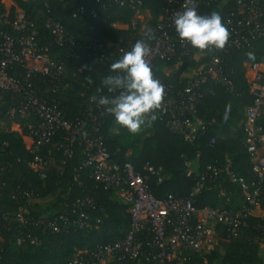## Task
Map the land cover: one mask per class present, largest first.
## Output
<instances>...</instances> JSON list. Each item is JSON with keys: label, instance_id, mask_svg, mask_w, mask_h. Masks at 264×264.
I'll use <instances>...</instances> for the list:
<instances>
[{"label": "trees", "instance_id": "16d2710c", "mask_svg": "<svg viewBox=\"0 0 264 264\" xmlns=\"http://www.w3.org/2000/svg\"><path fill=\"white\" fill-rule=\"evenodd\" d=\"M6 24H0L2 32L18 35L11 27L14 11L22 9L34 17L37 11L51 19L59 21L65 31L73 38L78 60H73L64 46H58L51 40L50 32L44 27L40 17H36L38 41L47 47L52 57L65 63L70 73L61 75L59 81L50 80L45 75L36 74L33 81L42 93H48L56 99L64 119L71 122L79 120L84 107L90 100L98 101L100 96L112 97L102 80L114 73L110 65L116 59L101 61V43L136 42L144 33L131 30L125 25L136 20L135 12L114 4L111 0L101 6L95 1L80 0H11ZM165 0H143L141 10L149 13L148 25L153 27L161 14ZM4 5L0 0V12ZM236 6V0H214L201 6L203 15L217 12L222 20ZM76 7H83V15H74ZM91 11L96 12L93 17ZM117 24L114 26L113 24ZM153 41V40H152ZM151 41V42H152ZM76 49V47H75ZM199 58L176 57L171 60L155 59L152 72L154 77L162 79L174 90L184 87L189 68H196L209 62L214 54L221 58V69L231 86L223 83L208 82L202 87L201 97L197 102V116L206 123V129L197 132L193 141H187L180 135L170 132L163 121L156 119L153 128L144 127L143 140L139 149L130 139L136 137L116 124L113 115L109 114L99 126L97 134L103 138L110 159L117 163L129 161L136 170L143 171L145 164L162 169V178L149 175L148 187L156 198L172 193L185 198L200 173H206L203 189L192 197L194 206H209L219 209H240L249 205L238 184L231 183L222 171L214 176L207 171L208 165L223 167L226 159L232 161L231 169L248 181L252 179L251 161L241 143L245 109L252 102L249 92L248 74L252 65L261 61L264 56V38L230 48L226 53L205 51L203 54L193 48ZM255 54V59H248L246 53ZM76 63L80 66L76 68ZM21 77L24 71L14 64L9 72ZM89 78L91 83H89ZM99 89V91H98ZM96 97V100L91 99ZM16 93L0 92V264H64L77 250L92 249L95 245L108 243L122 237L130 227L129 205L123 203L114 193L90 176L88 168L81 167L82 148L71 145L69 135L59 129L39 150L38 154L50 160V169L44 179H40L31 168L34 155L26 148L22 136L27 134L26 127L21 131L11 129L7 112L21 102ZM230 106L227 119L226 108ZM264 125V118L260 119ZM91 132V124L85 125ZM115 129V131H113ZM215 137L214 142H210ZM70 155H65V150ZM196 161L197 168H193ZM190 162V166L186 165ZM189 168L193 169L188 174ZM77 174V180L74 175ZM21 191L32 192V200L22 198ZM89 193L94 197L92 209H84L92 217L91 227L78 229L71 225L60 232L40 233L31 227L26 228L17 222H8L4 213L22 210L24 215L37 219L50 212H64L68 220L76 219L79 211H72V200ZM13 194L15 197H12ZM258 207L250 206L251 212L245 217L244 225L233 235L224 224L215 227L217 246L208 253L190 255L185 264H264V181L261 183ZM47 199L42 206L38 202ZM29 232L38 236L40 245L22 247L16 244V238ZM157 264L155 261L142 258L138 263Z\"/></svg>", "mask_w": 264, "mask_h": 264}, {"label": "built area", "instance_id": "2783aa9c", "mask_svg": "<svg viewBox=\"0 0 264 264\" xmlns=\"http://www.w3.org/2000/svg\"><path fill=\"white\" fill-rule=\"evenodd\" d=\"M90 1V0H80ZM104 6L110 0H92ZM114 4L135 12L136 20L129 27L136 30L138 15L142 11L143 0H111ZM214 0H193L197 13L201 6ZM184 0H165L161 14L151 28L155 39L151 42L152 55L149 58L151 68L155 59L171 60L176 57H192L193 47L181 43L173 23L174 13L183 11ZM0 24L9 22V9L2 7ZM74 15H83V7H76ZM93 17L95 11H91ZM36 17L44 22L49 30L51 40L58 46H64L69 56L77 62L78 46H75L72 36L65 31L63 25L49 16L37 11L34 17L16 8L10 27L18 34L11 35L0 30V92L16 93L21 96V102L11 107L7 116L11 129L20 132L21 125L26 127L23 135L25 148L34 155L31 168L40 179H44L50 169V160L38 154L41 147L49 142L51 136L59 129H64L69 135L71 145L82 148L81 167L88 168L90 176L104 188L112 191L123 203L129 205L130 227L125 234L108 243L95 245L92 249H80L68 258L64 264H132L147 258L157 264H185L190 255L208 253L217 246L215 227L226 225L235 235L244 225L245 217L251 212V207H258L261 183L264 181V68L252 65L248 74L249 92L252 95L251 104L245 109L243 135L241 143L251 161L252 179L248 181L236 174L232 169V161L226 159L223 167L208 165L207 171L217 176L222 171L231 183L238 184L249 205L240 209H219L204 206L196 208L192 197L198 194L205 185L206 173H200L191 187L188 197H177L172 193L156 198L148 187L149 175L162 178V169L145 164L136 170L129 161L117 163L110 159L104 146L103 138L97 134L99 126L109 115L98 101L90 100L85 104L82 117L76 122L63 118L59 103L48 93H42L33 81V76L42 74L50 80L59 81L61 75L74 72L68 69L64 62L52 57L47 47L38 41ZM222 23L230 32V37L223 50H212L215 53H226L230 48L242 47L253 40L264 38V3L262 0H236V6L223 18ZM117 26V24H113ZM146 29V30H147ZM135 42L120 43L104 42L99 45L102 51L100 60L116 59L129 51ZM76 47V49H75ZM14 64L22 67L24 74L16 77L10 74ZM221 58L214 54L209 62L195 68L188 77L184 87L174 90L172 86L158 79L165 88L163 108L157 110V119L172 133L180 135L187 141H193L197 132L206 129V123L197 116V102L201 97L202 87L208 82L223 83L231 86V81L224 78L221 69ZM76 68L80 66L76 63ZM91 124V132L85 126ZM154 122L150 129L153 128ZM212 137L210 142H214ZM69 148L65 155H70ZM190 162H186L190 166ZM188 174L192 173L189 168ZM77 174L74 180H77ZM22 198L32 200V192L21 191ZM12 197H15L13 194ZM94 197L89 193L72 200V211H79L76 219L68 220L64 212H50L37 219L24 215L22 210L14 213H4L8 222L14 221L26 228H33L40 233H57L73 225L78 229L91 227L92 217L84 209H92ZM16 244L22 247L38 246L41 240L29 232L16 238ZM187 256V257H186Z\"/></svg>", "mask_w": 264, "mask_h": 264}, {"label": "clouds", "instance_id": "9594fccd", "mask_svg": "<svg viewBox=\"0 0 264 264\" xmlns=\"http://www.w3.org/2000/svg\"><path fill=\"white\" fill-rule=\"evenodd\" d=\"M173 23L180 42L190 44L202 54L214 49L223 50L230 37L229 30L222 23V17L217 12L199 15L193 0H184L183 11L174 13ZM155 38L154 30L148 28L143 38L137 40L129 51L110 65L114 74L107 75L102 80L107 92L116 95L100 96L98 104L114 116L116 124L133 135L139 134L144 127L151 126L157 119V110L163 108L166 95L164 85L154 78L149 63L153 51L151 41ZM246 55L250 60L255 59L252 52ZM91 82L89 78V83ZM228 111L230 106L226 108L225 119Z\"/></svg>", "mask_w": 264, "mask_h": 264}, {"label": "rangeland", "instance_id": "374dc122", "mask_svg": "<svg viewBox=\"0 0 264 264\" xmlns=\"http://www.w3.org/2000/svg\"><path fill=\"white\" fill-rule=\"evenodd\" d=\"M150 17L147 11H141L138 15V25L136 30L139 33H143L144 31H146L147 27H148V21H149ZM0 128H2V124L0 123ZM113 131H115V129H113ZM142 131L139 134H136V137L133 139H130L129 141L135 144V150L139 149L143 140V136H142ZM47 201V199H43L40 200V202H38L40 205L44 206L45 202ZM187 257V256H186Z\"/></svg>", "mask_w": 264, "mask_h": 264}, {"label": "crops", "instance_id": "0c3cea01", "mask_svg": "<svg viewBox=\"0 0 264 264\" xmlns=\"http://www.w3.org/2000/svg\"><path fill=\"white\" fill-rule=\"evenodd\" d=\"M263 1V3H264V0H262ZM1 3L8 9V8H10L12 5H13V2L11 1V0H1ZM144 11H146V10H144ZM149 14V13H148ZM199 54L198 53H194V57H196V58H199ZM199 67V66H198ZM257 67H259V68H261V69H263L264 68V56H263V58L261 59V61L257 64ZM197 68V67H196ZM195 68H189L188 70H187V74H186V76H191L193 73H194V70ZM1 123V122H0ZM2 124V123H1ZM193 168H197V163H196V161H194L193 163ZM192 171H193V169H192ZM263 258H264V254H263Z\"/></svg>", "mask_w": 264, "mask_h": 264}]
</instances>
